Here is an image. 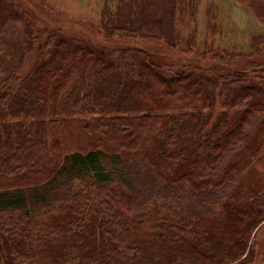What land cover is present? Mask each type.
<instances>
[{"label": "trees", "instance_id": "trees-1", "mask_svg": "<svg viewBox=\"0 0 264 264\" xmlns=\"http://www.w3.org/2000/svg\"><path fill=\"white\" fill-rule=\"evenodd\" d=\"M238 2L264 25V0ZM27 3L0 0V264L247 260L264 225V35L242 70L218 54L221 73L44 38ZM128 6L105 36L174 46L176 0Z\"/></svg>", "mask_w": 264, "mask_h": 264}, {"label": "rangeland", "instance_id": "rangeland-1", "mask_svg": "<svg viewBox=\"0 0 264 264\" xmlns=\"http://www.w3.org/2000/svg\"><path fill=\"white\" fill-rule=\"evenodd\" d=\"M20 1L26 2V5L30 1L41 7L33 5L38 9L34 23L44 38L61 32L68 37L93 40L99 46L110 49L137 47L150 52L157 63L213 67L221 73L230 69L216 63L219 62L218 54L236 56L234 70H242L251 59L253 38L264 35V25L251 9L238 0H176L174 46L165 40L107 37L103 34L109 17L117 13L123 2L129 5L127 11L130 12L136 0ZM22 31L24 28L20 25L9 29L6 38L7 64L18 59L25 48ZM253 242L250 257L241 264H264V225Z\"/></svg>", "mask_w": 264, "mask_h": 264}]
</instances>
